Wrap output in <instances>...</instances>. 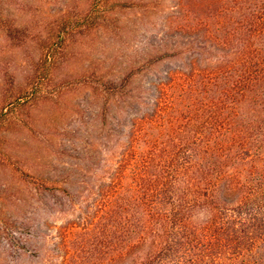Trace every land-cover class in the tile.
<instances>
[{"label": "trees", "instance_id": "trees-1", "mask_svg": "<svg viewBox=\"0 0 264 264\" xmlns=\"http://www.w3.org/2000/svg\"><path fill=\"white\" fill-rule=\"evenodd\" d=\"M64 21L55 27L53 42L43 43L47 54L36 67L44 76L41 84H48L45 87H62L64 83L57 81L55 85L47 73L50 68L54 70L52 63H56V51L64 40L60 34ZM5 28L9 34L11 27ZM197 28H202L195 32L197 48L209 42L215 50L214 66L202 70L207 76H228L236 68L235 79L224 81L216 95L206 96L200 91L192 100L184 96L187 89L196 90L195 76L201 71L192 72L196 59L185 57L186 51L173 39L176 47L172 51L155 54L152 48L143 49L139 63L126 60L120 74L84 83L82 87L89 90L90 100L96 104L95 152L90 154L82 144L74 185L67 181H62V187L53 180L46 183L41 174L24 178L28 194L14 200L16 217L10 220L0 210V264H68L71 257H78L70 248L73 230L89 238L98 237L99 244L104 237L109 238L116 223L112 217L106 219L105 211L122 187L139 142L144 144V151L138 157L132 182L141 228L130 243L99 264H223L214 246H238L264 229V156L257 153L247 165L242 163L244 155L240 156L251 152L252 127L244 132L249 120L264 116V103L254 110L255 115L242 111L255 103V92L264 91V51L254 42L255 37L264 36V0L221 37L205 27ZM161 44L168 43L164 40ZM166 54L184 61L159 76L154 66ZM149 73L152 78L143 81ZM39 85V81H32L26 93L36 97ZM174 86L181 91L179 98L169 93ZM26 95L14 96L5 110L0 108V123L7 120L8 113L22 111ZM55 189L61 190L62 196ZM47 200L56 208L46 219L28 210L31 202L38 209L37 204L47 206ZM122 208L124 223L120 227L129 232L130 209ZM121 212L116 214L120 217ZM57 218L61 219L59 224ZM234 261L264 264V241Z\"/></svg>", "mask_w": 264, "mask_h": 264}, {"label": "rangeland", "instance_id": "rangeland-1", "mask_svg": "<svg viewBox=\"0 0 264 264\" xmlns=\"http://www.w3.org/2000/svg\"><path fill=\"white\" fill-rule=\"evenodd\" d=\"M259 2L260 0H0V108L5 110L14 96L27 94L28 98H23L21 112L16 115L15 111L8 113L7 120L0 123V210L10 220L16 217L14 200L28 194V184L24 178L32 179L41 174L46 183H52L53 180L60 187L66 181L75 184L79 176V151L83 144L88 147L87 152H95L92 141L95 136L94 128H98L94 119L96 104L91 102L89 90L82 86L95 78L110 79L113 75L120 74L119 71L126 66L128 59L139 63L143 49L152 48V53L155 54L172 51L176 47L172 44L175 39L178 47L186 51L185 57L196 59L192 72L195 74L197 70L201 71L195 76L196 90L186 87L184 96H190L192 100L197 94L200 95V91L206 96L220 93L219 87L224 85V81L235 79L236 68L228 76L216 73L207 76V72L202 69L214 66L215 50H212L213 44L209 42L204 43L202 48H197L195 34L202 29L197 27H205L209 33H216L221 37L224 33L231 32L240 17L254 9ZM63 20L67 22L64 21L61 26L63 29L60 34L64 36V40L56 51L58 58L56 63H52L54 70L50 68L47 73H51L55 85L58 84L57 81L64 82V85L45 87L48 84H41L43 81L40 80H44V76L40 75L36 67L38 63L44 62V55L47 54L43 43L56 38L55 27ZM6 25L11 27L9 34L5 31ZM262 35L263 33L261 37H255L254 42L264 51ZM164 40L167 45L161 44ZM183 61L166 54L154 67L159 76H162L166 70L183 64ZM223 66L225 68L227 65ZM152 76L149 73L142 80H148ZM137 77L140 78L139 75ZM32 81H39L40 84L36 88L40 89L36 97L26 93ZM169 93L173 97L181 96V91L175 86L169 89ZM255 93V103L252 101V107H244L242 111L255 115L254 110L262 108L264 91ZM185 101L187 103V99ZM262 117L264 118L259 115L248 119L250 125L244 132L248 133L252 127V153L244 151L245 154L240 155L245 157L242 162H246L244 165H247L251 157H256L257 153L264 156ZM261 134L263 136L255 137ZM135 151L136 157L125 171L122 187L111 198L108 210L105 211L108 215L106 219L110 220L112 217L116 223L114 232L109 238L104 237L102 244H99L98 237L89 238L80 230H73L69 237L70 248L72 254L78 253V257H71L68 264H99L136 237L141 228V218L137 212L140 207L136 206L138 199L132 177L138 157L144 151V144L139 142ZM61 192L55 189L57 195L62 196ZM47 203V206L37 204L38 209H34L31 202L28 210L35 217L43 216L46 219L56 208L48 200ZM123 205L130 209L129 232L120 227L124 223V215L120 211ZM116 211L121 212L120 217ZM60 220L57 218L56 224ZM250 239L238 246L231 243L226 247L220 245L212 249L218 251L219 254L216 255L221 263L234 264L235 258L237 260V257L253 252L264 241V229L252 233Z\"/></svg>", "mask_w": 264, "mask_h": 264}]
</instances>
